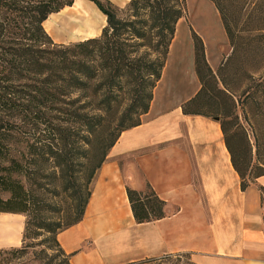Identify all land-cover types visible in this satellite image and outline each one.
<instances>
[{"label": "trees", "instance_id": "1", "mask_svg": "<svg viewBox=\"0 0 264 264\" xmlns=\"http://www.w3.org/2000/svg\"><path fill=\"white\" fill-rule=\"evenodd\" d=\"M73 1L0 0V212L25 214L23 237L45 234L67 258L56 234L82 218L91 181L109 149L148 110L184 11V0H128L122 16L109 0H91L105 15L101 32L55 42L44 21ZM193 37L201 86L190 100L204 92L206 77L212 89L232 98L224 80L219 86L201 38L194 31ZM183 110L215 116L184 105ZM218 120L244 188L264 174V161L254 180L246 181L249 159L232 142L226 118ZM126 190L137 222L165 215L164 200L149 184ZM60 193L69 199L66 221L48 215Z\"/></svg>", "mask_w": 264, "mask_h": 264}, {"label": "crops", "instance_id": "2", "mask_svg": "<svg viewBox=\"0 0 264 264\" xmlns=\"http://www.w3.org/2000/svg\"><path fill=\"white\" fill-rule=\"evenodd\" d=\"M185 44L189 57L191 43ZM180 49L172 38L141 122L109 149L82 218L57 232L70 264H123L171 253H188L198 264H264V174L242 188L218 117L183 110L192 85L178 90L169 78ZM148 184L164 200L165 215L137 222L126 187ZM4 229L11 233L9 225ZM9 241L6 235L4 246Z\"/></svg>", "mask_w": 264, "mask_h": 264}, {"label": "rangeland", "instance_id": "3", "mask_svg": "<svg viewBox=\"0 0 264 264\" xmlns=\"http://www.w3.org/2000/svg\"><path fill=\"white\" fill-rule=\"evenodd\" d=\"M109 1L121 9L122 16L125 15L128 0ZM73 2L44 21V27L55 42L69 43L98 35L101 24H105V15L94 2ZM225 23L231 29L233 40ZM193 31L203 42L205 58L216 74L219 86L223 87L221 79L224 80L233 99L212 89V83L206 77L204 92L196 101L190 100L201 86L195 70ZM173 38L175 43H180L182 53H175L172 57L169 78L175 89H186L188 85L193 89V95L183 105L190 110L226 118L232 142L244 150L249 159L245 180H254L253 177L262 171L258 164L264 161V0H184V11L176 22ZM187 41L191 43L189 57ZM167 58L168 53L165 61ZM227 112L230 114L224 116ZM68 200L64 193L54 196L51 201L59 212L55 209L48 211V215L66 221L69 218L66 213ZM0 214V264H70L65 254L45 234L23 237L25 214ZM8 225L11 233L4 232ZM6 235H10L8 243L11 245L4 246ZM123 264L198 263L188 253H171Z\"/></svg>", "mask_w": 264, "mask_h": 264}]
</instances>
